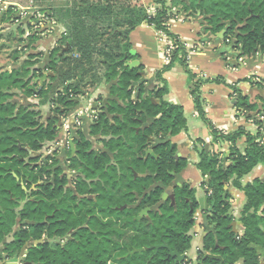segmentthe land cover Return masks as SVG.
Returning <instances> with one entry per match:
<instances>
[{
	"label": "trees",
	"instance_id": "1",
	"mask_svg": "<svg viewBox=\"0 0 264 264\" xmlns=\"http://www.w3.org/2000/svg\"><path fill=\"white\" fill-rule=\"evenodd\" d=\"M126 2L118 8L110 0H104L84 6L79 13L71 11V25L66 23L69 36L62 40L64 46L62 43L52 51L46 67L50 76L43 85L40 81L44 72L33 68L40 62L34 60L37 55L29 56L20 68H0V247L8 258L19 257L24 246L44 240L46 235L49 242L28 248L21 264H107L110 260L115 264H175L177 258L172 253L184 255L191 250V233L199 209L196 190L188 185L175 186L172 195L163 199L176 175L188 164L187 160L176 158V147L167 141L168 137L187 131L188 124L183 107L165 100L169 88L162 79L164 72L180 62L188 75L200 117L212 129L216 140L231 144L227 166L218 154H199L197 168L205 180L203 186L212 191L210 221L215 225L214 232L205 239L204 249L222 256L223 264H264V181L257 179L242 184L245 176L264 165V142L260 133L252 135L240 128L220 135L214 130L203 108L200 91L203 82L189 70L186 47L169 30V21L176 17L173 7L164 0H155L157 10L148 14L131 0ZM173 5L181 11L205 16L209 31L213 35L225 32L223 41L231 40L239 57L254 53L264 55V0H190L188 3L174 1ZM107 18L110 23L106 26L113 36L109 44L105 41L100 44L94 39L95 33H87L99 25L97 21ZM143 23L174 40L177 48L168 65L158 73L160 85L152 87L149 95L143 97L144 85L141 84L139 97L134 101L133 86L141 81L142 67L128 66L137 58L130 54L129 36ZM74 47L81 55L65 57L63 52ZM16 53L17 61L18 51ZM93 53L106 69L104 80L111 84L113 98L100 109L90 128V136L100 137L105 151L97 154L92 142L81 133L76 150L84 163L76 160L70 167L80 169L87 180L106 185V189L97 186L95 192L107 201L99 209L102 214L108 212L105 213L108 223L105 233L93 234L84 229L61 244L59 241L82 222L78 223L71 215L63 222L57 221L58 216L46 221V211L56 206L58 186L66 180L58 176L56 152L46 158L47 164H39L42 159L39 154L57 140L58 123L77 106L80 88L69 84L58 91L50 99L52 114L45 121L38 108L21 105L16 98L22 94L26 98L47 99L57 75L63 78L75 74L82 83L90 71L86 66L91 64ZM236 106L243 111L256 110L242 95L238 96ZM242 137L247 139L243 153L237 148ZM153 138L159 143L153 147L154 155L146 157ZM45 175L49 178L54 175L53 183L41 184ZM231 181L246 197L240 217L241 236L233 232V219L228 216L230 195L225 187ZM81 184L84 187L86 182L83 180ZM45 193L48 203L43 200ZM147 210L148 218L141 217ZM141 249L143 253L128 256ZM206 264L221 263L207 259Z\"/></svg>",
	"mask_w": 264,
	"mask_h": 264
},
{
	"label": "crops",
	"instance_id": "2",
	"mask_svg": "<svg viewBox=\"0 0 264 264\" xmlns=\"http://www.w3.org/2000/svg\"><path fill=\"white\" fill-rule=\"evenodd\" d=\"M164 1L174 8V1L188 3L190 0ZM131 2L133 5L145 9L148 14L155 13L158 8L155 0H131ZM175 9L173 13H176V17L169 21V30L186 47L189 70L196 75L197 80L203 82L200 87L203 108L206 118L214 130H217L220 135H228L242 128L252 135L260 133L261 140L264 142V55L256 53L255 56L253 54V56L239 57L240 53L233 50L231 40H228L230 42L223 41L225 33L221 37V34L213 35L209 31L205 16L200 13L194 14L181 11L179 7H175ZM44 14L47 17L45 20L43 19V25L37 27L42 30L36 37L32 36L28 28L21 27L22 24L20 23L17 24L19 32L21 31L23 34L19 36L21 44L14 49L21 52L18 55L23 52L28 53L24 55L22 65L28 60L29 56H39L34 60L40 62L33 68L44 72L40 81L41 85L50 76L46 67L50 64L52 51L62 46V40L69 36L68 25H71L70 22L67 23L68 25L56 24L55 21L49 20L48 11H44ZM5 15L2 14V19ZM12 23L16 24V21L12 20ZM129 39L131 43L130 54L137 56L136 60L140 63L139 67H142L140 72L141 81L133 86V100L136 101L139 97L141 84L144 85L143 97L149 95L152 87L160 85V81L157 79L158 73L168 65L165 56L167 36L147 23H143L130 33ZM63 53H66L64 54L65 57L78 58L81 55L75 47L67 49ZM91 58V64L86 66L90 70L87 78H85L89 82L86 84L88 86H83V82L80 83L79 77H75V74L65 75L63 78L57 75V80L52 83L53 88L47 99L26 98L22 94L18 97L20 99H16L21 105L38 108L42 112L45 121L52 114V103L50 101L58 91L69 84L78 85L77 87L80 88V95L76 98L77 106L71 108L58 123V125L61 124V127L57 126L59 132L57 140L43 151L46 157L53 154V152H56L59 156H61L60 154H66V151H70L72 154L70 142L74 143L76 149V142L80 141L81 133L92 143L97 142L94 143V150L97 154L105 151L99 141L101 138L90 136V128L100 109L113 99L110 94L111 84H107L104 80L106 69L99 56L93 53ZM21 64L16 68H20ZM0 67L11 70L6 64H0ZM62 73L64 74L65 71H62ZM45 76L46 79L42 82ZM70 77L72 78L70 79ZM162 79L166 81L169 88L165 100L168 103L183 107L188 124L187 131L175 137H168L167 141L171 143V146L176 147L178 159L182 158L188 162L181 173L176 175L171 188L188 185L197 192L199 209L193 231L192 249L187 254V257L194 260L197 253L203 248V238L207 233L214 230L209 222V217L213 211V206L209 203V196L212 191L203 186L205 180L201 171L197 168L200 162L199 154L200 152L218 154L224 166H227L230 164L228 157L231 144L225 140H216L212 129L203 122L191 95L188 75L180 62L179 66L175 65L171 70L164 72ZM261 84L262 86H260ZM87 91H91L92 96ZM240 95L246 97L256 107V110H240L236 106L237 98ZM44 107L48 110L46 116L44 115ZM246 140V137H242L237 142V148L241 153L244 152L246 147ZM151 142L152 146L149 150L154 153L153 147L159 143V140L153 138ZM43 154L41 155L43 156ZM46 157L44 156V158ZM257 179L264 181V165L257 166L249 175L245 176L242 179V184L247 185ZM225 188L228 195H230L228 200L231 206L230 214L234 217L235 226L236 224L240 225L236 219H240L238 216L241 214L246 202L245 194L235 188L232 181ZM170 195L172 193H169ZM3 250L0 247V264H12L14 259L6 257ZM179 261H182V259Z\"/></svg>",
	"mask_w": 264,
	"mask_h": 264
},
{
	"label": "rangeland",
	"instance_id": "3",
	"mask_svg": "<svg viewBox=\"0 0 264 264\" xmlns=\"http://www.w3.org/2000/svg\"><path fill=\"white\" fill-rule=\"evenodd\" d=\"M98 1L104 2V0H0V64H6L8 67L12 69V68L18 67L24 60L23 58H25L24 55L27 52H23L21 55H18L19 57L18 60L17 61L15 60L16 58L15 55L17 54L16 51L18 50H14V49H16L19 44H21L19 42L20 40L19 36L22 35L21 32H19L18 30V25H17L18 23L23 25V26L21 25V27L28 28L32 36L36 37L37 35L40 34L42 30L36 27V25L42 20V17H40L39 14L45 16L44 11H48V17L50 18L49 20L55 21L56 24H59V23L66 24L68 22H71L69 18L71 15V11L72 13L74 11L75 13H79L84 6L95 4ZM110 1L112 2V4H114L115 7H118V8L120 5L127 4L126 0H110ZM32 6L34 9L32 11H28V9L31 8ZM9 9H12V11L7 13ZM173 10H176L175 7L173 8ZM22 12H29L30 17L32 18L31 24L29 23L30 21L28 20L29 18L26 19V17L20 16ZM3 13L4 14L7 13V16L5 19H2ZM12 20L20 21V22H16V24H13ZM88 22L91 25L94 24V21H88ZM96 23H98L99 25L95 26L94 28H90L89 29L90 31L87 33V35L95 33L96 35L94 39L98 41V43L103 44L105 41L107 44H109L110 43L109 40L112 38L113 33H111L110 30L108 31V27L106 25L107 23H110V19L109 18H107L106 20L101 19L100 21H97ZM97 33L99 34L98 36H97ZM102 33H104L103 36H102ZM100 35L102 36V38H99ZM90 37H93V36H90ZM63 46H64V43H63ZM20 53L21 52L18 51V54ZM175 65L179 66V62H177ZM86 83L87 81L85 79L83 81V86H88L86 85ZM87 92L88 94L92 96L91 91L90 92L87 91ZM43 109H45L44 115L46 116L48 110L46 107H44ZM94 143L96 144L97 142L95 141ZM94 143H92L93 148H94ZM69 153L70 151H66V154H64V156L62 154H60L61 156L56 154L55 159H58V160L60 158L62 159L60 160V165L63 167L62 172L67 175L68 179L72 180L74 175L69 170L67 163H66L67 162L66 158H68L69 155H71ZM44 156L46 157V155L43 154L41 161H44L45 159ZM36 165L34 164V166ZM50 180L52 181L53 179L50 178ZM140 216L148 217L147 211L143 212V214H141ZM238 217H241V214ZM238 220L236 219V221ZM234 228L237 232H243V228L239 224H236ZM11 259H14V258H11ZM17 260H19L18 263H17ZM17 260H14L12 264H21V261L23 260V258L19 257Z\"/></svg>",
	"mask_w": 264,
	"mask_h": 264
},
{
	"label": "flooded vegetation",
	"instance_id": "4",
	"mask_svg": "<svg viewBox=\"0 0 264 264\" xmlns=\"http://www.w3.org/2000/svg\"><path fill=\"white\" fill-rule=\"evenodd\" d=\"M50 155H52V154H49V156ZM62 155L64 156V154H62ZM49 156H47V157H49ZM46 158L44 159V161H41L40 164H47ZM79 159L80 158H79V154H78L77 150H76L75 154H71V155H69L68 158H66L67 166H68L69 170L74 175L72 180L68 179L67 175L62 172L63 167L60 165V160H62V159L61 158L59 160L57 159L58 164L56 166V169L59 172L58 176L60 179L66 180V182L63 183L62 185L58 186V198L54 200V202H56V206H55L54 210H47L46 211V217H45L47 219L46 221H48L49 218L53 219V218L58 216L57 221L63 222L67 216L71 215L72 218H75L76 221H78V223L82 222L81 226L77 227L76 230H74V231L72 230L67 237H65L63 240L59 241L61 244H65L66 241L71 239L72 235H75L76 233H78L79 231L84 230V229L87 230V232L91 231V233H93V234L105 233L106 227H107L106 225L108 223V218H106V214H105L108 212H105L102 214L101 209H99V207L104 206V203H106L107 201H105L103 198H101L100 193L95 192V189L97 186H100L102 188L104 187L106 189V185L104 183H102V185H98L94 182V179L93 180H87L86 177L81 173L80 169H72L70 166L74 161H76V160L79 161L78 162L79 164L84 163V161H81V159L80 160ZM51 163L52 162L50 161V164ZM51 178L53 179L54 175H52ZM83 180H84V182H86V185H84V187L81 184V181H83ZM51 183H53V180L51 181L50 178L45 175L44 176V182L41 184L49 185ZM44 196L45 197L43 198V200L46 203H48L49 200L46 197L47 193H45ZM51 211H53V212H51ZM148 212L149 211L147 210V215H148ZM50 213H52V214L50 215ZM56 213L58 215H55ZM228 216H230L233 219L232 223H231V227L233 228V232L236 235L241 236L243 234V232H237L235 230V228H234L235 220H234L233 215L230 214V211L228 213ZM141 217H146V216H141ZM146 218H148V217H146ZM238 221H239L240 225L242 226L240 219ZM209 222L211 224L210 217H209ZM211 226H213V228L215 230V225L211 224ZM194 229H195V227H194ZM194 229H193V231H194ZM214 230L205 235V237L203 238V248H202V250H200L197 253L196 258L194 260L192 258L187 257V254L191 251L190 250L189 252L185 253L184 255L179 254L180 256H185V255L186 256L183 258L182 261H179L178 263L175 262V264H206L207 259L214 260V261H217V262H220L221 264H223L224 260H223L222 256L215 254L214 252H211V251H205V249H204V242H205L206 237L210 233H213ZM193 231L191 234L194 237ZM42 241H43V243L49 242L46 235L44 236V240H42ZM192 243H193V241H192ZM201 255H203V256L201 257ZM210 256H214L217 258H212ZM24 258H26V257H24ZM107 264H115V263L112 260H110V261H108Z\"/></svg>",
	"mask_w": 264,
	"mask_h": 264
},
{
	"label": "water",
	"instance_id": "5",
	"mask_svg": "<svg viewBox=\"0 0 264 264\" xmlns=\"http://www.w3.org/2000/svg\"><path fill=\"white\" fill-rule=\"evenodd\" d=\"M224 33H225V32H223V34H221V37H223ZM255 55H256V53H254V56H255ZM128 66H129L130 68L134 69V68H136V67H139V66H140V63H139V61L135 60V61H132L131 63H129ZM45 79H46V76L44 77V79L42 80V82H43ZM153 121H154V120H152V122H153ZM58 126L61 127V124H59ZM70 143H71V147H72V154H75V153H76V149H75V147H74V143H73L72 141H71ZM40 155H41V154H39V156H40ZM149 155H154V153H153L152 150H148V151H147V153H146V157H148ZM176 158L178 159L177 156H176ZM172 175H174V173H172ZM172 192H173V188L169 187V188L166 190V192L164 193V195H163V199L166 200V199L169 197V193H172ZM172 198H173V196H172ZM141 214H143V213H141ZM39 244H43V241H42V240H41V241H37V242H35L34 244H33V243H28L26 246H24V248H23V250H22V252H21V254H20L19 257H20V258H24V257H26L28 248H30L32 245L38 246ZM143 252H144L143 249H141V250H134L133 252L129 253L128 256H130V255H134V254H137V253L141 254V253H143ZM5 255H6V257H8L7 254H5ZM172 256H175V257L177 258L176 263H178L180 259L183 260V256H180V255H179L178 253H176V252H175V253H172ZM4 257H5V256H4ZM210 257H212V258H217V257H214V256H210ZM17 259H18V257H14V260H17ZM218 259H219V258H218Z\"/></svg>",
	"mask_w": 264,
	"mask_h": 264
},
{
	"label": "built area",
	"instance_id": "6",
	"mask_svg": "<svg viewBox=\"0 0 264 264\" xmlns=\"http://www.w3.org/2000/svg\"><path fill=\"white\" fill-rule=\"evenodd\" d=\"M33 9L34 8L32 6L31 8L28 9V11H32ZM39 15H40V17H42V20L36 25V27L43 25V22H44L43 19L47 17V16H44V15H41V14H39ZM20 16L21 17H26V19L29 18L28 20H30L29 23L31 24V19L32 18L30 17L29 12H22L20 14ZM14 20H16V19H14ZM16 22H20V21H16ZM228 42H230V41H228ZM176 48H177L176 47V42L174 40H172V39L167 37V45H166V48H165V56H166L167 62L170 61V57L172 56V54L176 50Z\"/></svg>",
	"mask_w": 264,
	"mask_h": 264
}]
</instances>
